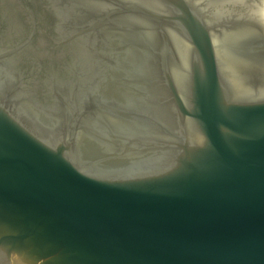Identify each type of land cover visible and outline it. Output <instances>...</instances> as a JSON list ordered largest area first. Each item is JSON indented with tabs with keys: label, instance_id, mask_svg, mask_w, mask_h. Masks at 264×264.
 Masks as SVG:
<instances>
[{
	"label": "water",
	"instance_id": "1",
	"mask_svg": "<svg viewBox=\"0 0 264 264\" xmlns=\"http://www.w3.org/2000/svg\"><path fill=\"white\" fill-rule=\"evenodd\" d=\"M0 264H264V0H0Z\"/></svg>",
	"mask_w": 264,
	"mask_h": 264
}]
</instances>
